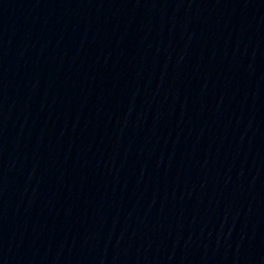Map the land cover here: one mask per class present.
I'll use <instances>...</instances> for the list:
<instances>
[{
  "label": "water",
  "instance_id": "1",
  "mask_svg": "<svg viewBox=\"0 0 264 264\" xmlns=\"http://www.w3.org/2000/svg\"><path fill=\"white\" fill-rule=\"evenodd\" d=\"M264 176V0H0V264Z\"/></svg>",
  "mask_w": 264,
  "mask_h": 264
}]
</instances>
